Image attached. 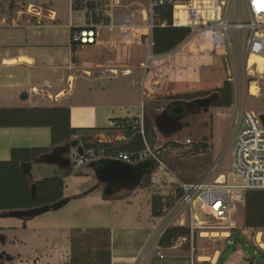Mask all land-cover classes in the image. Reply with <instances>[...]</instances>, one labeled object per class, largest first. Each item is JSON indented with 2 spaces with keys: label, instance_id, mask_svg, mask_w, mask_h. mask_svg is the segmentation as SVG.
Returning <instances> with one entry per match:
<instances>
[{
  "label": "rangeland",
  "instance_id": "374dc122",
  "mask_svg": "<svg viewBox=\"0 0 264 264\" xmlns=\"http://www.w3.org/2000/svg\"><path fill=\"white\" fill-rule=\"evenodd\" d=\"M13 2V9L9 10V1L0 0V14H4L0 16V38L7 37L10 41L7 45L0 42V54L16 55L25 52L28 45L47 46L45 50L52 54L46 56V60L49 58V64L60 66L63 76L67 74L64 67L69 65L67 48L72 45L69 39L71 27H85L95 21L101 32L95 47L85 49L80 46L72 49L69 54L71 63L80 68L75 67L67 72L91 78L76 77L67 105L64 102L59 104L52 97L48 98L41 93H22L21 95H33L34 102L36 98L41 100L38 103L42 105H35L32 109L67 108L70 128L91 131L93 128L107 127L108 118L126 117L128 103L138 98L135 107L131 109L136 117L132 118L130 126L142 127L144 109L154 126L151 129L154 136L147 140V144L152 148V153L158 154L159 166L153 176L150 174V184L147 187L137 184L136 188H119L112 195L106 194L105 185L98 181L94 165L92 168L91 163H87L77 169L69 166L71 173L65 179L63 191V198L68 203L62 208L44 212L31 219L0 217V264H104L107 261V248L111 264L189 262L192 250L188 246L177 250L162 247L164 260H159L152 248L144 262L142 256L147 253L154 238L158 235L160 237L164 230L175 227V221L180 218L176 215L169 222L178 200V182L193 183L209 175L215 166L218 167L211 176V181L219 175L226 176L232 170V130L236 113L241 106L245 112H264V86L259 83L262 75L256 71L255 65L248 67L247 58L235 51L234 32H229L233 51L227 47L220 31L210 29L196 36L189 44L190 51L196 47L203 51L197 62L193 59L186 67L169 68L163 65L164 57L156 61V57L148 49L150 19L149 15L144 17L143 11L148 10L149 0H119L118 5L110 0H99L98 11L93 10L95 3L91 0ZM16 4H19L17 9ZM28 5H35L29 9L32 12L27 11ZM37 6L49 7L56 14ZM33 9L39 10V13L36 14ZM9 11H12L9 19L18 13L15 20L3 19ZM179 12L182 13V8L174 12L176 21L182 20ZM69 15L72 19H69ZM48 18H55V21L50 22ZM8 30H13L12 34ZM51 46L53 47L49 48ZM57 47L61 50L56 51ZM80 69L86 70L88 74L78 73ZM107 69L126 70L128 74L123 77L118 74H103L107 78L95 79ZM55 72L56 70H48L47 80L60 79ZM171 82L178 86L170 93L165 91L157 95L156 88ZM261 83L263 84L262 78ZM257 85V95H250L249 87L256 88ZM38 89L49 91L48 87ZM103 96L110 98L106 99V103L110 101V107H103L102 104L92 107L101 97L104 102ZM198 100L209 101V104L202 106V109L191 110L173 124L161 118L163 110L171 102L191 104ZM19 108L15 107L14 110ZM137 117L139 118L134 119ZM0 118L3 121L7 117L1 115ZM177 122L182 124L181 129L177 132L171 130L168 135L163 134L161 127L171 128L178 125ZM114 123L111 122L110 126L116 124V129L101 130L104 131V136H100V140L112 144L120 140L123 131L118 127L119 123ZM245 126L246 122L241 120L239 128ZM35 128L20 127L9 129L7 133L2 132L4 135L0 137V160L10 159V163L0 166L3 173L0 176V202H9L10 195L18 191V202L24 207L28 206L22 170L30 177L28 186H33L34 196L43 195L47 178H63L62 168L43 162L45 156L57 152L56 149H51V129ZM93 131L95 130L92 133ZM60 132L66 133L65 130ZM187 138L193 141L191 146L184 144ZM72 142L74 136L61 144V149L67 151L66 157ZM4 145H9L8 148H30L31 150L25 149L29 151H51L31 161L23 149L15 153V158H12V152L4 154ZM6 148L4 150L8 149ZM22 162L27 165L23 166ZM18 212L27 211L13 210L10 215ZM185 217L187 218V214ZM243 217L241 209L236 216L237 225L241 228L238 230L241 240L235 237L227 245L222 239L196 237L194 256H210L212 259L214 252L218 251L217 264H264V248L255 242L258 230H245ZM153 225H156L158 234L152 229ZM261 231L264 243V229Z\"/></svg>",
  "mask_w": 264,
  "mask_h": 264
},
{
  "label": "built area",
  "instance_id": "2783aa9c",
  "mask_svg": "<svg viewBox=\"0 0 264 264\" xmlns=\"http://www.w3.org/2000/svg\"><path fill=\"white\" fill-rule=\"evenodd\" d=\"M92 1L99 3V0ZM110 2L119 4V0H110ZM18 5H15L16 9ZM31 6L34 5H28L27 11ZM160 6L172 8V27L188 28L191 32L190 36L200 31L218 30L222 33L231 51L233 50L229 32L233 31L235 51L247 58V65L252 56L264 58V0H149L148 10L143 11L144 17L149 15L150 19L148 28L150 32L147 35L149 51L153 45L154 11ZM176 8H182V22L178 24H176L174 14ZM96 10L98 11L99 8ZM17 14L13 18L3 19L15 20ZM162 26H165V23ZM96 38L97 29L71 27L69 37L71 43L92 44ZM255 66L257 71V65ZM261 75L264 84V71ZM261 115H264V112L245 114L242 106L236 113L232 130L234 140L232 170L226 176L219 175L211 181L210 178L218 167L215 166L209 175L193 183L178 182V189L182 191V195L177 196L175 210L169 222L173 221L176 215L180 216L174 226L186 227L189 234L173 240L169 249L191 247L192 252L186 264H217L218 251L214 252L212 259L210 256H194L195 238L222 239L227 245L231 244L235 232L241 229L237 225L236 216L243 209V193L246 191L264 192V124L259 118ZM241 120L246 122L244 128H239ZM140 134L145 149L138 153H125L114 147H107L105 144H112V142H104L100 139L97 140L98 146L86 148L81 135H75L74 146L71 147L67 157L69 166L77 169L99 160L119 161L131 166H137L146 160L159 162L158 154L152 153V148L147 144L142 127ZM153 136L151 132L150 137ZM184 144L191 146L193 141L187 138ZM151 179L154 182L153 177ZM152 228L156 230V225ZM249 230L253 231V229ZM164 232L165 230L160 233V237L158 235L150 243L149 250L142 256L143 262L151 248L159 260L165 259L162 247L159 245V239ZM156 234H158L157 230ZM260 234L261 236H258ZM262 234V231H257L255 234V242L258 246H260Z\"/></svg>",
  "mask_w": 264,
  "mask_h": 264
},
{
  "label": "trees",
  "instance_id": "16d2710c",
  "mask_svg": "<svg viewBox=\"0 0 264 264\" xmlns=\"http://www.w3.org/2000/svg\"><path fill=\"white\" fill-rule=\"evenodd\" d=\"M9 1V10L13 9L14 0H8ZM46 7V6H43ZM176 12L180 10V8L175 9ZM155 13V24L152 29V42L153 45L150 49V53L152 55H162L169 53L171 51L176 50L182 43L186 42L185 46L176 50L177 55H202V49L200 47H196L193 51H190L189 44L194 40V38L203 32L191 34L190 29L185 27H172V8L170 6H160L157 7L154 11ZM180 13V12H179ZM7 17H10L12 15V11H9L7 13ZM4 15V14H0ZM180 17H182V13H180ZM182 22L176 21V24ZM165 23V26H162V24ZM205 32V31H204ZM72 48L76 49L81 44L80 43H72ZM167 63H170L171 60L165 61ZM185 66V64H182ZM178 85L176 83H168L163 84L159 88H156V92L161 94V92L167 91L168 93L171 92L173 88H176ZM164 89V90H163ZM21 98H24V95H21ZM197 102V101H194ZM193 102V103H194ZM193 103L189 104L192 105ZM185 103L180 101H174L169 103L165 109L162 112V117L167 122H171L172 124L176 121L180 120L183 116L187 115L191 110H197L202 109L201 106H196L195 103L193 104L192 108L189 110L188 113L185 114H179L177 112L178 107H185ZM3 112V111H2ZM6 117L10 119L9 124H12L14 127H49L52 132L53 141L51 145L52 150H57L63 152V156L61 158L67 159L66 153L67 151L64 150V148L61 149V144L64 142L69 141V138L71 136H75L80 134L81 139L84 143V147L91 148L96 147L99 145L97 141L93 142L91 139V136L89 135V130H78V129H72L69 126V111L67 108H58V109H30V110H10ZM13 114V115H12ZM143 119H142V128L144 131V137L146 140L150 139V133L151 129L154 127L152 120L149 118V116L146 114L145 110L143 109ZM54 116V117H53ZM130 119H121L116 120L115 123H119L120 126H118L123 131V136L128 140V142L125 141H117L115 144H105L107 147H114L118 149L119 151L125 152V153H138L145 149L144 141L142 138V135L140 134V126H130ZM141 122V121H140ZM4 122H0V126H3ZM178 125H174L171 128H162L161 131L164 135H168L171 130L174 132H177L179 129H181L182 124L177 122ZM116 125V124H115ZM140 125V124H139ZM60 130H65L66 133L60 132ZM73 143V142H72ZM51 149H49L51 151ZM25 150V149H24ZM49 150H25L24 152L27 153L28 159L31 161H35L38 158H41L42 156L49 153ZM22 151V150H12V158H15V153ZM34 151V152H33ZM24 153V155H25ZM7 162H0V166L4 164H9ZM105 163V161L96 162L93 165L96 167V169H101L102 165ZM23 166L27 165L25 162L21 163ZM141 167L140 172L143 173L144 178L140 180L138 185H142V187H147L150 184V174L152 175L155 171V169L158 167L157 163H154L150 160L143 161L139 163ZM22 170V169H21ZM22 176L24 177V192L26 189L27 198L29 201L28 206H22L20 202L17 200V192L10 195V200L7 202V200H3V202H0V217H8L12 216L10 215V212L13 210H25L28 212L29 216L27 218L22 219H31L35 216L41 215V211L47 207L54 204L59 203L62 200H65L63 198V191H64V178H67L70 173L71 169L70 167L62 169L63 172V178L62 177H50L47 178L45 181V191L42 196H34L32 194V188L33 186L29 185L30 177L25 173L24 170L21 171ZM148 173V174H147ZM3 173L0 171V176H2ZM143 177V176H142ZM138 185H135L134 188H136ZM114 189H116L114 187ZM177 196L182 195V191L178 189ZM1 208L3 210H1ZM16 208V209H15ZM243 223L244 227L247 229H253L261 231V229H264V192L263 191H246L243 193ZM234 238H238L241 240V235L238 232H235ZM189 234V231L186 227H172L165 230L161 238L159 239V245L164 248H168L171 246V243L173 240L180 236H187ZM235 240V239H234ZM109 247V245H108ZM107 261L104 264H111L110 258H109V249L107 248ZM253 259V258H250ZM264 263V262H263ZM248 264H252V262H249Z\"/></svg>",
  "mask_w": 264,
  "mask_h": 264
},
{
  "label": "crops",
  "instance_id": "0c3cea01",
  "mask_svg": "<svg viewBox=\"0 0 264 264\" xmlns=\"http://www.w3.org/2000/svg\"><path fill=\"white\" fill-rule=\"evenodd\" d=\"M38 8H41L43 10H50L51 12L56 14L55 10H51L49 7H38ZM96 8H99V5L95 3V7L93 10H96ZM73 12H75V11H73ZM71 13H72V10H71ZM71 16H72V14H71ZM71 16L69 15V19H72ZM126 16H128V15H126ZM55 17H56V15H55ZM6 18H8V17H6ZM48 19H50V18H48ZM49 21L54 22L55 18H52ZM94 22H90L85 27L81 26V25L79 27L98 29L97 23H94ZM39 24H40V22H39ZM110 27H112V26H110ZM12 31L13 30H8V32H10V34H12ZM0 32H1V30H0ZM202 32H204V31H202ZM197 33H200V32H197ZM6 38L5 39L0 38V42L2 43V45L10 44L9 39H6ZM98 42H99V40H97V42L93 45H80V46H81V48L83 47L86 49V47H95ZM185 44H186V42L182 43L176 50L184 47ZM28 46L29 47L25 50V52H22V53H19L16 55L0 54V116L1 115L7 116L9 113H11L9 111L14 110L15 107H17V108L20 107L19 109L22 110V109H26V108L32 109V108H34L35 105H39V106L42 105V104L38 103L39 101H41L40 99L37 100V98H36V102H34V97L31 94L30 95L25 94L24 98L20 97V95L22 93L35 92L34 89L37 90L35 93L44 94L48 98L52 97L51 99H53L54 101H58L59 104H60V102L61 103L64 102L66 104V102L70 101V99H71L70 94L73 91L74 83L76 81V77L83 76L86 78H91L87 75H72V74H69L70 72H67V71H70L72 68H75V67L80 68V67H78V65L75 66L70 61L69 54H70V52H72V49H73L72 45H69V47L67 48L69 65L67 67H64V69H67V70H65L67 73L66 76H63V73L61 71L60 66L49 64L48 63L49 58H47V60H46V56L48 57V56H51V54H52V53L49 54L45 50L48 48L47 46H43V47H41L39 45H33V47L31 45H28ZM52 47L53 46H51L49 48H52ZM55 49H56V51L58 49L61 50V48H58V47ZM55 49H51V50H55ZM73 50H75V49H73ZM176 50L171 51V52L166 53V54H162V55H154L157 59L156 61H158V59H160L161 57H164L165 58L164 64L163 63L162 64L165 65L166 67L183 68L184 66L182 64L188 65L189 61H192L193 59H195V62H197L199 57L201 56V55H190V56L189 55H177ZM76 51L78 52V50H76ZM167 60H171V62L165 64L166 63L165 61H167ZM4 62H5V64H4ZM187 67H189V66H187ZM19 68H21V69L18 70ZM48 70H51V71L56 70L55 74L60 76V79H57V80L56 79H54V80L48 79L47 80L46 72ZM80 71H83V69H80ZM80 71H77V72L80 73ZM80 74H82V73H80ZM93 77H95V76H93ZM105 78H107V77L103 76V72L100 73L99 77H95V79H105ZM70 79H72V81L70 82V85H69L70 88L68 89V82ZM40 87H48L49 91L39 90L38 88H40ZM64 92H66V94L63 95ZM34 95H36V94H34ZM103 98H104V102H103V99L101 97L100 99H98V102L93 104L92 107H97L98 104H99V106L102 104L103 107H110V101H107V103H106V99L108 100L110 98L104 97V96H103ZM86 100L90 101V98L86 97ZM136 100L138 101V98L134 99V101H132V103H130V102L128 103L129 106L126 107V109L128 110V115L126 117L108 118L107 127L101 128V129L93 128L92 130H95V131H93V133H92V130L91 131L89 130V135L91 136L92 141L95 142V141L99 140L100 136H104V135H102L104 131L113 130V128L116 129L117 127H115V125L110 126L111 122H115L116 120H121V119L132 120L133 117H136V116H133V114L131 113V111H133L131 109H133L136 105V102H135ZM87 104H90V103L88 102ZM88 106H90V105H88ZM65 107H67V106H65ZM1 110L2 111L8 110V112H4V111L1 112ZM138 118L139 117L134 118V119H138ZM0 122H4L3 124H5L3 126H0V137H2L1 135H4L3 133H7L9 131V129L20 128V127H14V126H12V124H9L10 121L8 120V118H6V120H3V121L0 118ZM135 123H138V122H135ZM29 128L36 129L35 127H29ZM102 129L104 131H101ZM78 130H82V129H78ZM83 130H86V129H83ZM5 140H8V139H5ZM119 141L128 142V140L126 138H124L123 135ZM6 143H7V141L5 142V144ZM4 146L7 148L9 147V145H4ZM4 146L2 149L4 154L8 153V151L11 153L12 150H15V149H18V150L29 149V150H31L30 148H22V147L21 148L10 147L8 149L6 148L7 150H4V148H5ZM9 160H7V159L6 160H0V162H7ZM100 161L101 160L96 161V162H100ZM96 162L91 163L92 168H93V164ZM52 165H56L58 168H60V166L57 164H52ZM65 179L66 178H64V182H65ZM64 185H65V183H64ZM122 189H125V188H122ZM118 190H120V189H117L115 192H117ZM151 227H153V226H151Z\"/></svg>",
  "mask_w": 264,
  "mask_h": 264
},
{
  "label": "water",
  "instance_id": "95a60500",
  "mask_svg": "<svg viewBox=\"0 0 264 264\" xmlns=\"http://www.w3.org/2000/svg\"><path fill=\"white\" fill-rule=\"evenodd\" d=\"M205 103L206 105L204 106L206 107L207 104H209V101H201V104ZM259 118L264 124V115H261ZM43 162L48 164H57L63 169L69 167V161L67 159L61 158V156L59 154L57 155L56 153L45 156ZM140 170V166H131L119 161H110L105 162L101 169L96 170V176L98 181L106 186V194L112 195L116 191L112 186L114 184L120 185L126 189L134 188V186L140 182L143 176V173L140 172ZM33 189L34 188H32V194L34 191ZM67 202L68 200H62L57 204L45 207L41 212L44 213L51 210H58L67 204ZM11 215L17 218H27L29 216L28 212H18Z\"/></svg>",
  "mask_w": 264,
  "mask_h": 264
},
{
  "label": "bare ground",
  "instance_id": "6f19581e",
  "mask_svg": "<svg viewBox=\"0 0 264 264\" xmlns=\"http://www.w3.org/2000/svg\"><path fill=\"white\" fill-rule=\"evenodd\" d=\"M28 11L29 12H32V10H28ZM34 12L36 14H38L39 13V10H34ZM100 37H101V32L99 31V29H97V38H96V40H94V42L92 44H82V45H93V44H95L97 42V40H99ZM254 64L257 65V72H259V74H262L263 71H264V58L259 57V56H252L250 58V60H249V64L248 65L251 67ZM80 73H82V74H88V72L85 71V70L80 71ZM103 74H118V75L124 76V75L128 74V71H126V70L118 71V70H115V69H108L105 72H103ZM71 81H72V79H70L69 82H68V89L70 88L69 85H70V82ZM157 83L158 82H156L155 85H157ZM259 83H260V85H263L264 86V84L261 83V78H260V82ZM256 88H257L258 91L256 90ZM256 88L254 86H250L249 87V94L252 95V96H256L257 95V92H259V85H257ZM34 91L36 92L37 90L34 89ZM64 94H66V92H64L63 95ZM248 113H252V112L251 111L245 112V114H248ZM258 236H261V234L258 235ZM260 246L262 248H264V243L262 242V239L260 241Z\"/></svg>",
  "mask_w": 264,
  "mask_h": 264
},
{
  "label": "flooded vegetation",
  "instance_id": "af4514ba",
  "mask_svg": "<svg viewBox=\"0 0 264 264\" xmlns=\"http://www.w3.org/2000/svg\"><path fill=\"white\" fill-rule=\"evenodd\" d=\"M195 103V105L196 106H204V105H202L201 104V101H197V102H194ZM193 103V104H194ZM193 104L192 105H189V104H186L185 103V107L183 108V107H178L176 110H177V112L179 113V114H185V113H188L189 112V110L192 108V106H193ZM56 154L58 155H60V156H63V152H61V151H57L56 152ZM113 186V188L115 187L116 189H119V188H123V187H121L120 185H112ZM105 188H106V186H105ZM126 189V188H125ZM7 259H10L9 257L7 258Z\"/></svg>",
  "mask_w": 264,
  "mask_h": 264
}]
</instances>
